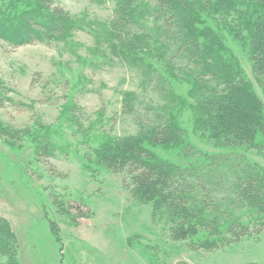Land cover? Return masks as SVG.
Segmentation results:
<instances>
[{
	"label": "trees",
	"instance_id": "obj_1",
	"mask_svg": "<svg viewBox=\"0 0 264 264\" xmlns=\"http://www.w3.org/2000/svg\"><path fill=\"white\" fill-rule=\"evenodd\" d=\"M60 1L0 0V42L21 47L62 41L73 19ZM112 2L108 58L135 69L145 92L149 88L158 101L135 109L137 94H126L123 111L132 115L136 132L86 135L90 145L82 163L124 172L137 200L168 214L176 238L188 236L201 248L247 233L249 225L235 219L236 212L264 227V167L250 155L264 150V102L239 57L264 81V0ZM75 108L61 107L60 116L69 114L76 124ZM89 125L93 129L96 121ZM55 135L32 134V154L51 157ZM10 229L0 218V256L17 264Z\"/></svg>",
	"mask_w": 264,
	"mask_h": 264
},
{
	"label": "rangeland",
	"instance_id": "obj_2",
	"mask_svg": "<svg viewBox=\"0 0 264 264\" xmlns=\"http://www.w3.org/2000/svg\"><path fill=\"white\" fill-rule=\"evenodd\" d=\"M59 6L73 19L62 41L0 42V218L11 228L17 264H264V227L245 214H233L249 225L241 238L201 248L193 238H176L168 214L137 200L124 172L82 163L89 136L136 132L123 111L126 94H137L135 109L158 98L145 92L135 69L108 58L112 0H62ZM239 57L264 102V81ZM61 107H76L78 122L60 116ZM93 121L96 127L88 129ZM48 130L57 132V150L49 158L33 155L31 135ZM250 155L264 167L263 149ZM0 262L8 264V256Z\"/></svg>",
	"mask_w": 264,
	"mask_h": 264
}]
</instances>
